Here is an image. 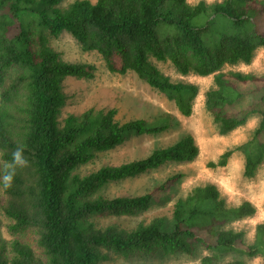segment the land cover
Wrapping results in <instances>:
<instances>
[{
	"label": "trees",
	"instance_id": "1",
	"mask_svg": "<svg viewBox=\"0 0 264 264\" xmlns=\"http://www.w3.org/2000/svg\"><path fill=\"white\" fill-rule=\"evenodd\" d=\"M63 1L0 0V177L11 170L17 149L27 161L14 166L8 187L0 180V215L13 237H0V264H97L107 252L195 256L199 248L207 252L199 264H244L239 256L226 261L232 254L264 260V223L255 225L250 244L244 231L230 227L253 217L255 206L247 200L232 205L211 184L176 199L169 215L132 228L97 224L98 218L140 216L163 204L164 190L182 175L135 196H105L107 185L192 162L199 149L188 135L144 158L81 174L92 158L129 136L157 135L178 122L162 111L151 121L122 122L115 108H89L60 121L64 79H93L96 68L64 61L50 44L68 33L82 52L99 55L108 72L134 73L184 117L191 115L197 86L172 81L151 59L169 62L180 75L212 76L204 106L217 133L229 134L250 116L257 124L247 142L208 166L225 167L239 151L242 174L252 178L264 164V76L223 69L248 65L264 49V0H76L61 8Z\"/></svg>",
	"mask_w": 264,
	"mask_h": 264
},
{
	"label": "rangeland",
	"instance_id": "2",
	"mask_svg": "<svg viewBox=\"0 0 264 264\" xmlns=\"http://www.w3.org/2000/svg\"><path fill=\"white\" fill-rule=\"evenodd\" d=\"M73 1L76 0H64L60 7L64 8ZM88 1L95 3L96 0ZM186 1L192 5L199 0ZM50 44L64 61L87 63L96 68L93 79H64L62 90L66 95V102L60 113V121L68 114L78 115L89 108H115L117 118L122 122L130 119L151 121L152 117L161 111L171 114L178 122L177 125L172 124L168 131L157 135L129 136L122 145L92 158L79 169L81 174L104 165H120L134 159L144 158L152 149L171 145L180 137L188 135L193 138L199 149L198 156L192 162L169 163L149 173L107 185L102 191L105 196H135L159 186L166 178L174 174L182 175L177 182L164 190L167 200L165 199L163 204L152 206L140 216L98 218L96 222L99 226L116 224L132 228L143 219L149 222L154 217L169 215L176 199L184 198L194 187L211 184L230 204L238 205L247 200L255 206L256 213L253 217L236 221L230 225L233 230L244 231L246 243H252L255 225L260 222L264 223V164L258 168L254 177L246 178L242 174L244 156L239 151L231 155L225 167L212 168L208 166V163L216 162L225 150L247 142L257 124L256 116H250L243 126L221 136L217 133L216 125L204 106V93L213 86L212 76L200 77L192 73L180 75L169 62H158L151 59V62L172 81H183L197 86L198 94L193 101L191 115L184 117L180 115L172 101L167 100L164 94L150 88L134 73L118 75L108 72L99 55L94 52H82L68 33H62L52 39ZM223 71H240L263 77L264 49L259 48L256 51L250 64L225 66ZM7 223L8 221L0 215V237L10 241L13 237L8 232ZM25 238L32 241L31 236ZM206 253L205 250L199 248L195 256L136 253L124 258L107 252V258L97 264H199L200 258ZM238 256L244 264H264V260L259 257L247 258L238 254L228 255L225 260L229 261Z\"/></svg>",
	"mask_w": 264,
	"mask_h": 264
},
{
	"label": "clouds",
	"instance_id": "3",
	"mask_svg": "<svg viewBox=\"0 0 264 264\" xmlns=\"http://www.w3.org/2000/svg\"><path fill=\"white\" fill-rule=\"evenodd\" d=\"M27 163V161L22 157L21 154V150L17 149L14 153H13V161L11 165H7L8 168H10L11 170L9 172H7V174L3 175L2 177H0V180L3 181L4 183V187H8L10 185V182L13 178L14 175V171H15V165H20L23 166Z\"/></svg>",
	"mask_w": 264,
	"mask_h": 264
}]
</instances>
